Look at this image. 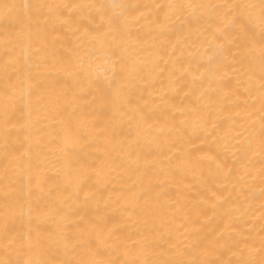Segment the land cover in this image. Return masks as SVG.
I'll list each match as a JSON object with an SVG mask.
<instances>
[{
	"label": "bare ground",
	"instance_id": "obj_1",
	"mask_svg": "<svg viewBox=\"0 0 264 264\" xmlns=\"http://www.w3.org/2000/svg\"><path fill=\"white\" fill-rule=\"evenodd\" d=\"M5 3L0 93L5 64L21 71L7 134L0 118V260L27 258L12 237L37 233L57 260L228 264L260 248V0ZM189 3L257 7L238 31L226 9L167 7Z\"/></svg>",
	"mask_w": 264,
	"mask_h": 264
},
{
	"label": "snow or ice",
	"instance_id": "obj_2",
	"mask_svg": "<svg viewBox=\"0 0 264 264\" xmlns=\"http://www.w3.org/2000/svg\"><path fill=\"white\" fill-rule=\"evenodd\" d=\"M118 7L124 8L128 10V12L131 14L135 12L136 6L125 4V5H116ZM17 6L15 4H8L5 3L3 5H0V18L4 20L9 21V27L14 28V20L18 21V18L13 17V12ZM37 9H41L44 7H48L49 9L55 7L57 9L64 8L68 9L72 6L70 5H36ZM80 7V6H77ZM92 7V6H88ZM157 7H162L160 5H157ZM169 9L175 10V9H182L184 7L189 8H203V7H211L213 9L217 8H223L227 11L225 12V16H232V19L230 20L229 24L232 27L237 28L238 31H244L249 30V24L251 23V20H249V24L243 23L239 18V10L241 8H247L250 10H254L257 6L255 4H248V5H240V4H231V3H225V4H212V5H195V4H169L167 5ZM260 9V27L262 33H264V0H260L259 4ZM169 17L167 14L165 15V19H168ZM116 22L118 23V18H116ZM188 27H191V24L188 25ZM260 56H261V112L264 113V42L261 44L260 48ZM13 64H20L19 58H13L4 66L5 74L8 77L9 84L6 85L3 93H0V105H2V110H0V118L3 120V125L5 127L6 134L9 131L8 125L12 123V116H13V110H14V98L16 93V87L14 84L11 83L12 75L18 74L21 69L19 68H12V72H8L9 65ZM38 87V85L34 86ZM230 138L225 136L224 137V148L225 151L228 150V140ZM251 147V145H249ZM259 148L261 155H264V115L261 117V123H260V139H259ZM261 175L264 177V167L261 168ZM262 198H264V191L261 192ZM264 219V217H262ZM3 230L5 235L8 234L9 227L8 223L5 222L3 225ZM12 243L17 245V256H26L27 258L23 259H14V260H7L3 261L0 260V264H118L115 260H107V261H83V260H57L54 258H46L49 257L54 244L56 243L53 241L50 237H45L40 235L39 233L36 234V236L33 238L31 235L25 237L22 235L13 236ZM25 249L27 250L25 252ZM259 252L260 259L256 260L254 257L255 252ZM121 264H198L196 261H174V260H164V261H143L140 262L138 260H131V261H123ZM209 264H222V262H216L212 261L209 262ZM228 264H264V227L261 229V237H260V248L259 249H252L249 252V258L247 259H240L237 261H229Z\"/></svg>",
	"mask_w": 264,
	"mask_h": 264
}]
</instances>
